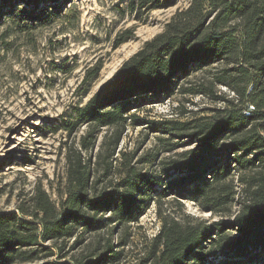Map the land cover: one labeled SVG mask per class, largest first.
Returning <instances> with one entry per match:
<instances>
[{"label":"trees","instance_id":"16d2710c","mask_svg":"<svg viewBox=\"0 0 264 264\" xmlns=\"http://www.w3.org/2000/svg\"><path fill=\"white\" fill-rule=\"evenodd\" d=\"M40 1L0 0V20L48 22L49 6L60 12L51 0L32 14L31 4ZM173 2L140 0L138 6ZM132 33L126 30L115 48ZM176 93L203 95L222 107L189 120L149 122L162 135L137 162L154 163L161 152L176 155L162 159L153 173L133 163L134 153L122 152L116 175L113 160L127 126L143 122L136 111ZM86 123L112 131L96 162L102 175L79 150L70 151L58 201L38 186L32 203L0 211V264H120L132 242L131 224L151 201L168 196L231 217L207 222L160 212L159 232L142 264H264V0H190L85 106L76 107L65 126L72 131ZM77 244L80 250L72 253Z\"/></svg>","mask_w":264,"mask_h":264},{"label":"rangeland","instance_id":"374dc122","mask_svg":"<svg viewBox=\"0 0 264 264\" xmlns=\"http://www.w3.org/2000/svg\"><path fill=\"white\" fill-rule=\"evenodd\" d=\"M56 1L55 5L60 6L58 14L52 13L50 6L48 11L44 10L45 3L50 5L51 0L30 6L32 14L45 11L48 22L14 19L8 15L0 20L2 212L18 211L19 205L32 203L38 186L58 201L66 181L70 151L79 150L90 159L92 167H98L97 174L102 175L103 169L96 162L112 131L106 127L92 130L87 123L78 124L71 131L65 125L75 118L76 107L85 106L113 79L123 62L145 41L162 32L171 17L190 2L174 0L165 7L139 8L140 0ZM131 3L134 8L128 7ZM19 7L24 4L19 3ZM126 30L133 31L132 39L115 48ZM218 89L230 93L226 87ZM218 107L222 104L206 96L176 93L136 111L143 122L127 126L114 156L118 158L113 160L114 172L117 175L121 153L126 152L134 153L133 163H138L142 171L158 173L161 160L176 154L161 152L154 163L137 162L154 148L157 135H162L150 128L149 122L189 120L209 115ZM85 140L87 148L83 146ZM184 148L188 147L177 151ZM238 208L236 204L233 210ZM160 212L173 215L184 212L207 222L231 217L205 211L193 201L177 200L173 196L161 203L151 201L139 222L131 224L132 242L126 247V258L120 264H142L151 239L159 232ZM74 241L71 238L68 245ZM79 247L77 244L71 252H77Z\"/></svg>","mask_w":264,"mask_h":264}]
</instances>
